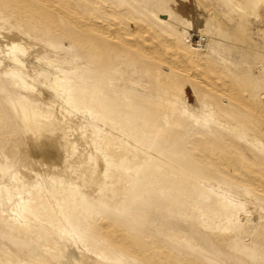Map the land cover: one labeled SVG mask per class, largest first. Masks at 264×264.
Masks as SVG:
<instances>
[{
	"label": "rangeland",
	"instance_id": "obj_1",
	"mask_svg": "<svg viewBox=\"0 0 264 264\" xmlns=\"http://www.w3.org/2000/svg\"><path fill=\"white\" fill-rule=\"evenodd\" d=\"M130 1L131 16L141 15L159 30L163 28L158 23L159 19L163 20L167 23L166 29H161L163 35L175 34L187 45H192L191 48L197 46L199 50H212L217 60H222L224 66L242 83H239L240 89L251 87L252 96L247 102L256 103L263 112L256 113L247 106V102L245 105L238 102L244 108L240 107L242 110L237 114V122L223 125L212 117L208 103L200 101L199 104L194 98L176 103L175 111L163 110L154 125L113 112L120 119L119 123L109 121L115 128L116 138L122 140L125 137L121 142L125 146L127 144L126 147L136 146L135 150L142 148L150 155L147 166H135L127 157L117 161L107 152V146L112 143L105 136L110 128L106 125L107 103L103 93L105 95L107 90L106 77L109 73L105 69L104 56L91 54L85 35L68 26L62 18V24L58 19L55 32L41 27L43 31L40 35L27 33L19 38L0 40V212L4 219H0V264H91L98 259L97 255H102L111 264H138L94 236V226L102 215H108L113 220L121 218L131 230L138 229L148 236L170 243L167 245L181 249L186 256L204 264H264V247L254 242L264 218V192L258 193L251 188L253 199H249L241 190L244 183L226 180L218 174L199 172L191 163L188 152H182L179 145L173 142L174 133L183 128L168 123L167 119L184 110V113H188L185 118L195 130L194 133L190 132V136L197 132L209 133L207 135L212 138L222 134L226 140L236 142L247 156H257L264 162V0L261 8L253 9L254 15L248 12L247 18L245 16V19L236 21L245 28L243 34L246 37L232 41L225 38L221 40L220 48L214 44L211 35L216 37L218 32L221 35L227 33L218 28L215 21H212V26L216 24V28L213 27L215 31L204 22V15L215 6L216 0ZM233 1L248 7L260 0ZM78 5L83 14L97 20L102 18L95 3L86 6L84 1H79ZM4 11L0 5V12L5 14ZM9 11L5 15L19 14L22 21L35 22L33 12L22 13L17 7ZM5 25L0 22V29L10 28ZM96 48L102 50V47ZM10 81L15 85H10ZM80 91L84 94L81 95ZM136 93L145 94L141 90ZM48 96H51V100ZM32 111L34 115L41 114L44 118L61 114L64 117L70 130L74 154L72 152L62 163L58 159L61 164L52 161L53 155L47 149L35 150L30 139L27 142L30 146L19 147L25 136L23 134L27 133L26 126L20 123V115L31 114ZM191 114L195 116L194 119ZM82 128L87 129L85 131L88 133H81ZM88 138L92 144L87 141ZM55 143H52L54 148L58 146ZM97 154L105 163L101 180L89 178L97 164ZM38 159L42 164L41 161L39 164L35 162ZM153 160L155 164H162L156 166ZM84 165L89 168L86 173L82 172ZM122 167H126L125 175ZM255 168L260 178L264 179V166ZM33 194L41 199L39 209L30 207ZM226 195L233 196L235 201L238 198L243 203L229 204L237 212L238 219L219 201ZM51 204L55 208H51ZM53 209L57 210L58 216H55ZM226 220L233 222L234 226H225ZM65 223L69 229L64 226ZM241 224H245L243 231L235 233L236 227ZM224 230L233 232L232 237L230 235L226 241H220L217 238ZM240 238L249 245L237 250L245 261L230 262V255L224 250L236 245ZM224 244L225 248L221 247ZM107 262L101 260L98 264Z\"/></svg>",
	"mask_w": 264,
	"mask_h": 264
},
{
	"label": "bare ground",
	"instance_id": "obj_2",
	"mask_svg": "<svg viewBox=\"0 0 264 264\" xmlns=\"http://www.w3.org/2000/svg\"><path fill=\"white\" fill-rule=\"evenodd\" d=\"M79 1H84L86 6H89V3H95L97 10L102 15V18L97 20V18H94L91 15L83 14L79 10ZM262 1L263 0H260L259 2L254 1L253 5H248L247 7L238 2H234L233 0H216L217 3L215 6H211L212 9L206 14L204 13V22L208 28H211L214 31L215 29L213 27L216 28V24H218V28L220 27V29L227 34L221 35L217 30L218 33H216V37H214V34L211 33L213 34L211 36L213 37L212 40L214 41V44H217L219 47L222 42L221 40H225V38L232 41L234 39L241 38L242 36L244 37L245 34L243 33L245 28L242 27L241 24L236 23V21L245 19L248 12H255L253 9L258 7L261 8ZM0 5L4 7V12L6 13H9V9H13L14 7L21 9L22 13L26 11L33 12L35 19L34 24L22 21L19 14L8 16L9 14L5 15L6 13L3 14L0 12V22L7 24L5 27H10L6 30L0 29V40L5 38H14L16 36L19 38V36H23L27 33L40 35L43 31L41 27L51 30V32H55L58 28V19H60V23L62 24L61 19L64 18L67 21L68 26L76 28L77 31L85 35L86 42L88 43L87 45H89L92 50L91 54H96L98 57L104 56L105 69L109 73V76L106 77L107 90L105 95L103 93V96L107 103L105 105V114L108 118L106 120V125L110 128L108 131L110 134L108 133V135L106 134L105 136L106 140L112 143V145L107 146L106 149L107 152L112 154L117 161L122 160L123 157H127V160L132 165L147 166V157H150V155L145 151V149L137 148L138 150H135V144L133 145L135 148L126 147L127 144L125 146L121 142L125 139V137L122 140H120V138H116L114 135L115 128L109 122L110 120H115V122L119 123L120 119H118L115 114L117 115L122 113L125 114L124 116H129L131 120H140L144 123L154 125L159 121L158 117L163 110H171V112L175 111L176 103L183 99L194 98L197 102L202 101V103H208L211 107L210 112L212 117L216 119V121L218 120V122L220 121L223 125H226L236 121V118H239L237 114H239V112L244 108L242 104L245 105V103L251 99V87L248 85L249 87L240 89L239 85L242 83L231 74L230 70L226 66H224L222 60V62L220 61L221 63L218 61L220 59L217 60L215 57L216 55L212 50H199L197 46H195V48H191L192 45H187L179 36L175 34H170L168 36L163 35L161 29H166L165 25L167 24L163 20L159 19L158 23H160L163 27L159 30L151 26L149 21L143 19L141 15L138 17L132 13L133 15L131 16L132 2L130 0H96V2L94 0H0ZM88 9L90 10V8ZM235 16L236 18H234ZM258 17L259 16H257V18ZM260 18H262L261 14ZM212 21H215L216 23L213 24V26ZM5 27L3 29H5ZM25 45L28 44L25 42ZM25 45L23 44V46ZM98 46L102 47V50L96 48ZM15 48L17 49V47ZM10 85H15V83L11 82ZM139 90L145 94L143 96L138 95L136 91ZM79 93L81 95L84 94V92L81 91ZM48 97L50 99L51 96ZM43 99L46 100L47 98ZM188 102L189 101L187 100L186 103L188 104ZM238 102L243 103L238 104ZM199 104H201V102ZM247 106L253 109L256 113L263 112L259 105H256V103L252 104L249 101L247 102ZM16 109L19 110V108ZM128 111H130V114L127 115ZM183 111L178 112V114L174 113L167 119L169 121L168 123L172 122L173 124L183 128L180 132L176 131L178 133H174L173 142L179 145L182 152H188L191 163L195 165L197 170L203 174H218L226 180L229 179V181H240L241 183H244L241 184L242 187H240L244 195L246 194L245 196L249 199H253L251 188L258 193L264 192V179L260 178L256 170L257 168H255V166L258 165L264 166V162L261 161L259 157L257 158V156H247L245 150H243L236 142L226 140L222 134H217L218 136L215 138L210 137L207 135L209 133L206 134L204 132H197L190 136V132L194 133L195 130L193 129L194 127L192 128L190 126L192 123L185 118L186 111L185 113ZM39 112L37 111V113ZM32 113L23 114L22 116L20 115V123L26 126L27 133L23 134L25 136L22 138L19 147L23 149L26 145H29L27 142L28 139H30L32 140V145L35 150L45 151L47 149L50 151L53 155L54 160L52 159V161L54 163L58 164L60 163L59 160H61V163L62 161L67 160L73 152V142L71 143L70 130L63 120L64 117L62 118V114L61 116H47L48 118H44L41 114L34 115L33 113L32 115ZM186 115H188V113ZM191 117L194 119L195 116H192L191 114ZM192 129L194 131H192ZM85 130L87 131V129L83 130L82 128L80 131L81 133H88ZM214 133L216 134V132ZM54 141H56L57 144H55L58 145L55 148L54 145L52 147V143ZM87 141L89 142V138ZM253 144H255V142ZM16 148L17 147H15V149ZM20 148L19 150H21ZM50 149H53V151L51 152ZM164 150L166 151L167 149ZM32 155L34 156V154ZM55 156L58 157H56L57 160L59 159L58 162H56ZM41 157L42 156H40V158ZM153 157L155 156L153 155ZM157 159H159L158 155ZM41 160L35 162L40 163ZM95 161L97 164L93 168V172L89 174V178L101 180L105 173V163L98 154ZM51 164L48 163V165ZM157 164L160 166L162 162H157L155 164L154 161V165L157 166ZM122 170V173L126 174V167H122ZM87 171H89V168L84 165L82 172L86 173ZM214 182L220 183V181ZM207 183H209L208 180ZM233 190H235V188ZM219 192L218 194H220ZM180 193H182V191H180ZM220 195L222 196L223 194ZM228 196H223L220 200H218L221 201L225 209L227 208L232 212L235 216L234 218L238 219L237 212L234 209H231L229 204H236L238 202L243 205V203H240L241 201L239 202L237 197L236 200L238 201H235L232 198L233 196ZM41 203V199L33 194L30 207L33 209H39ZM51 208H55V206H52L51 204ZM53 210L56 211L55 216H58L57 210ZM17 212L20 213L19 210ZM0 219L4 221L2 218V212H0ZM262 222L259 229L260 233L255 234L254 237V242H256V245L261 248L264 247V237H262V235H264V218ZM245 224L238 225L235 233L242 232ZM64 226L69 229V225L66 223ZM225 226L231 227L234 226V223L230 220H226ZM93 233L95 237L98 236L101 238V241H103L109 248H113L121 252L127 258L138 262V264H204L198 259L186 256L184 251L181 249L168 246L171 245L170 243L154 238V236H148L141 232V230H131L121 218L113 220L110 219L108 215L100 216V218L97 219V224L94 226ZM232 233L233 232L224 230L219 234V237L216 238L220 239V241H226L230 235L232 237ZM216 244H218V242ZM221 247L225 248V244ZM227 247L229 249V246ZM248 247L249 245H247L240 238L236 242V245L232 247L230 246L229 250H223L225 252L227 251V254L230 255V262L235 260L238 262L239 260L241 263H244V258L239 255L237 250L239 248ZM97 256L98 259L92 262L93 264H98L101 260H104L105 263L106 261L109 262V260L104 259L105 257L102 258V255Z\"/></svg>",
	"mask_w": 264,
	"mask_h": 264
}]
</instances>
